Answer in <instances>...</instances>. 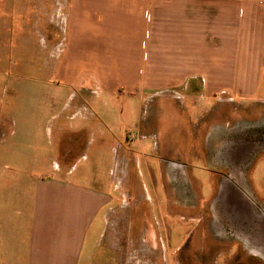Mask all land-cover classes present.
I'll return each instance as SVG.
<instances>
[{"label":"crops","instance_id":"crops-1","mask_svg":"<svg viewBox=\"0 0 264 264\" xmlns=\"http://www.w3.org/2000/svg\"><path fill=\"white\" fill-rule=\"evenodd\" d=\"M257 50L264 0H0V68L39 67L18 97L35 88L38 111L56 121L44 130L55 133L50 151L32 144L29 125L23 143L0 141V264H88V235L114 201L90 182L103 149L122 147L113 107L124 100L127 123L146 97L209 99L225 83H255Z\"/></svg>","mask_w":264,"mask_h":264},{"label":"rangeland","instance_id":"rangeland-1","mask_svg":"<svg viewBox=\"0 0 264 264\" xmlns=\"http://www.w3.org/2000/svg\"><path fill=\"white\" fill-rule=\"evenodd\" d=\"M254 54L264 63V52ZM17 63L0 68V141L23 143L29 125L32 144L48 142L50 151L55 133L44 130L56 121L38 111L35 88L18 97L42 74ZM254 75L257 82L225 83L209 99L194 92L134 101L139 113L123 124L119 100L111 118L122 147L104 148L102 163L91 164V185L111 190L114 201L88 235V264H264V67Z\"/></svg>","mask_w":264,"mask_h":264},{"label":"flooded vegetation","instance_id":"flooded-vegetation-1","mask_svg":"<svg viewBox=\"0 0 264 264\" xmlns=\"http://www.w3.org/2000/svg\"><path fill=\"white\" fill-rule=\"evenodd\" d=\"M261 218H263L264 219V217L262 216ZM236 229V228H235ZM253 233H251V235H252ZM140 240H142V244L144 245V244H146V243H148L147 241H146V238L144 237V238H142V239H140Z\"/></svg>","mask_w":264,"mask_h":264}]
</instances>
